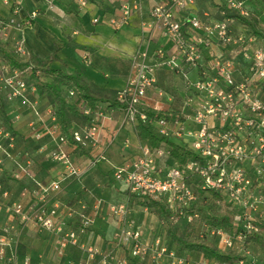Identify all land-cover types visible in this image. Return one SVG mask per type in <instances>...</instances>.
<instances>
[{
	"label": "built area",
	"instance_id": "1",
	"mask_svg": "<svg viewBox=\"0 0 264 264\" xmlns=\"http://www.w3.org/2000/svg\"><path fill=\"white\" fill-rule=\"evenodd\" d=\"M2 1L10 4L13 14L22 10V0ZM57 1L40 0L44 11L52 9ZM141 1L123 3L118 17H111L108 22L116 26L125 24L131 10L139 8ZM221 1L222 14L228 11L243 18L250 16L246 0ZM193 2H154L146 24L145 46L131 55V73L125 87L117 92V99L125 104L124 120L134 126L138 120H147L146 109L170 112L161 107L160 98L166 92L155 87V73L162 67L176 71L184 81V97L178 111L175 116H158L149 121L168 142L191 155L177 164L170 157L167 144L150 149L141 143L134 158L125 159L113 169L112 178L126 185L130 197L161 202L172 224L199 220L197 207L211 215L225 210L232 213L231 230L210 227L200 220L196 237L212 240L223 251L234 250L240 258L218 263L205 256L193 264H256L245 238L249 233H258L264 223V46L254 33L232 34L229 18L202 23L190 12L178 19V12L188 9ZM77 3L84 7L87 0ZM39 14V9L30 10L17 23L0 17V40L8 41L10 29L18 32L31 25ZM154 30L170 41L168 49L161 46L150 49ZM10 40L13 54L26 61L28 51L22 40L17 36ZM214 45L236 47L235 54L243 63L217 54ZM27 70V67L11 69L0 62V94L5 101L24 98L29 87L24 76ZM190 71H196L194 78L189 77ZM150 88L157 98L147 105L144 98ZM73 95V91L68 92V96ZM29 107L36 117L28 123L30 136L37 142L44 136L50 140L53 146L48 149V158L59 170L47 184L33 178L29 173L28 152L16 150L17 135L5 126L0 112V166L11 161L14 169L10 177L16 181L29 178L32 182L31 187H21L19 192L21 197H29L27 206L21 201L4 203L5 211L19 224L0 226L5 233L0 236V264H17V238L10 232L20 231L27 224L52 234L60 257L69 246L79 247L85 255L81 264H185V259L169 247L166 239L155 236L150 242L143 241L141 229L131 216L129 201L105 204L106 214L116 222L110 247L79 244L78 235L91 227L94 219L52 199L63 182H80L88 167L104 158L100 154L82 167L73 157L75 152L88 150L96 143L102 112L97 107L80 105L88 122L73 129L68 138L52 109L47 111L49 124H46L34 103H29ZM46 149L41 144L37 151L42 153ZM0 197H8L1 184ZM72 218H77V228L70 227ZM21 264H30L29 257H24Z\"/></svg>",
	"mask_w": 264,
	"mask_h": 264
},
{
	"label": "crops",
	"instance_id": "2",
	"mask_svg": "<svg viewBox=\"0 0 264 264\" xmlns=\"http://www.w3.org/2000/svg\"><path fill=\"white\" fill-rule=\"evenodd\" d=\"M132 1L87 0L85 6L81 7L77 0H58L52 9L44 11L40 0H22V10L13 14L10 4L0 0V17L12 19L16 23L21 22L30 10H40L31 25L23 26L18 32L10 29L8 41L2 42L12 51L10 38L17 36L31 55L35 67L58 70L65 74H79L94 89L110 96L125 87L131 73L130 57L145 46L149 11L156 0H142L139 8L131 10L125 24L116 26L108 22L111 17H118L123 3ZM246 6L256 22L255 28L251 29L229 18L230 30L232 34L254 33L264 46V0H246ZM222 11L221 0H194L188 9L179 11L176 17L179 19L192 12L202 23H211L228 18ZM93 19H98L99 22L95 23ZM169 45L170 41L160 31L152 32L149 44L151 50L157 46L168 49ZM213 48L217 54L242 62L240 56L235 54L236 47L222 48L214 45ZM188 74L190 78H194L196 71ZM155 87L166 92L160 98L162 109L178 111L184 97L183 78L176 71L162 67L155 73ZM156 98L155 90L150 88L146 91L144 102L148 105ZM29 103H34L43 121L49 124L47 111L53 110V106L33 86L28 87L23 99L5 101L4 124L17 135L16 150L28 152L31 176L42 184H47L55 178L59 167L48 158V149L53 146L50 140L44 136L37 142L30 136L28 123L36 117ZM107 106L105 103L97 104L102 118L96 143L88 150L75 152L73 156L75 163L82 167L100 154L104 158L88 167L80 182H63L52 199L61 206L73 208L93 218L92 226L78 235V241L79 244L95 245L102 249L111 246L112 233L115 231L106 220L112 218L106 214L105 203L129 201L130 204L132 200L138 202V199L128 195L123 182L112 178L113 169L125 159L134 158L139 144L142 143L137 139L133 126L124 120L122 111L112 110ZM83 125L76 123L73 128ZM38 126L42 128L41 124ZM41 144L46 145L47 149L39 153L37 149ZM20 160L25 161V158L20 157ZM13 169L14 164L11 161L0 166V184L8 192L6 199L0 197L1 227L10 224L18 227L19 224L16 218L5 211V202L21 201L26 206L30 203L29 197H21L19 192L21 187H31L32 182L29 178L13 180L10 177ZM69 222L72 228L79 225L77 218H72ZM143 228L146 229L145 226ZM140 229L143 241L148 242L149 236L144 235L146 230L142 231V227ZM10 235L17 238V264H21L24 257H29L30 264H81L85 259L80 248L72 246L67 248L63 256H58L54 236L33 224L25 225L20 231L13 230ZM0 236H5L1 228ZM201 257L203 258L202 255Z\"/></svg>",
	"mask_w": 264,
	"mask_h": 264
},
{
	"label": "trees",
	"instance_id": "3",
	"mask_svg": "<svg viewBox=\"0 0 264 264\" xmlns=\"http://www.w3.org/2000/svg\"><path fill=\"white\" fill-rule=\"evenodd\" d=\"M225 16L251 29L255 28L256 22L251 14L248 18H243L227 11ZM0 62L8 65L11 69L21 70L27 67L28 70L24 73L27 85L33 86L39 95H45L48 98L53 106L54 115L68 138H70V132L74 129V124H86L88 122V118L82 114L80 105L85 104L91 109H95L98 103H105L112 110L123 111L125 108V104L117 99V92L107 96L86 83L79 74L72 75L58 70L37 68L33 65L29 52L27 60L22 61L12 51L8 50L6 44L2 41H0ZM69 91H73L74 95L68 97ZM0 112L3 118H5V100L1 94ZM144 112L147 115V120H138L133 126V131L140 142L150 149L161 144H167L170 150V157L177 164H181L186 158L190 157L191 153L189 151L168 142L166 138L156 131L149 121L158 116H175V112H154L150 109H146ZM138 203L150 209L158 218L167 239L172 243H169L170 248L173 245L172 249H176L178 252H195L202 255L203 258L208 256L218 263H230L240 258V254L234 250L223 251L212 240L196 237L197 226L200 220L210 227L231 230L232 213L230 211L225 210L222 213L211 215L207 214L201 207H197L196 209L200 213L199 220L195 219L189 223L181 221L176 225L170 221L169 213L161 202L138 199ZM245 242L249 248L250 246H255L262 248L264 251V223L258 233H249L245 238ZM252 255L254 257L253 253ZM254 259L256 264H263L262 261L256 260L255 257Z\"/></svg>",
	"mask_w": 264,
	"mask_h": 264
},
{
	"label": "rangeland",
	"instance_id": "4",
	"mask_svg": "<svg viewBox=\"0 0 264 264\" xmlns=\"http://www.w3.org/2000/svg\"><path fill=\"white\" fill-rule=\"evenodd\" d=\"M191 77H193V75H191ZM106 203H108V202H106ZM111 203H112V201H111ZM129 205L131 208V215H132L133 219L135 220L136 224L139 225L140 227H142V231L146 230L145 231L146 233L144 235L149 236L148 242L151 241V239H153V237L158 236L162 239H166V241H169V243L172 244L171 241L169 239H167V236L164 233V229H163V226L161 225L160 221L158 220V218L154 215V213L150 209H147V208L145 209L144 206H141L138 202H134V200H132ZM132 209L134 210V212H132ZM106 220L112 225L111 228L114 227V229L116 230L115 220L114 219H106ZM143 226H145L146 229L143 228ZM113 233H112V235H113ZM172 246H171V248L174 247V246L173 247ZM249 250H250V252H252L254 254V257L256 258V260H260L264 264V251L262 248L250 246ZM176 252L178 255H180L181 257H183L185 259V264H193L194 262L203 259L200 254L195 253V252H187V253H185V252L183 253L180 251L179 252L176 251ZM162 264H168V263L163 262Z\"/></svg>",
	"mask_w": 264,
	"mask_h": 264
}]
</instances>
